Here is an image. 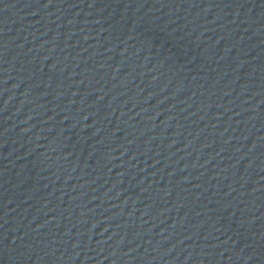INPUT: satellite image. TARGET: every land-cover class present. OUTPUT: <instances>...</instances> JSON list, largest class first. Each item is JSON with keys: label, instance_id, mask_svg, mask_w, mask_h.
I'll return each mask as SVG.
<instances>
[{"label": "water", "instance_id": "95a60500", "mask_svg": "<svg viewBox=\"0 0 264 264\" xmlns=\"http://www.w3.org/2000/svg\"><path fill=\"white\" fill-rule=\"evenodd\" d=\"M262 242L264 0H0V264Z\"/></svg>", "mask_w": 264, "mask_h": 264}]
</instances>
